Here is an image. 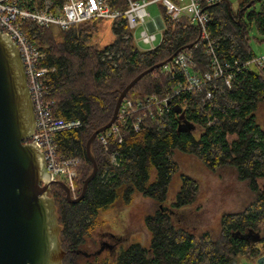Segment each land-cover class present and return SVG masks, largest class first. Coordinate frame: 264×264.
Returning <instances> with one entry per match:
<instances>
[{"label": "trees", "instance_id": "1", "mask_svg": "<svg viewBox=\"0 0 264 264\" xmlns=\"http://www.w3.org/2000/svg\"><path fill=\"white\" fill-rule=\"evenodd\" d=\"M226 1H200L210 17V35L218 39L217 51L222 60H249L254 56L249 46V28L253 26L264 35V0H239L235 12ZM107 2L113 10L128 7V0ZM161 11V41L147 50L136 45L122 16L112 19L113 39L102 48L91 43L99 19L58 31L31 20L21 22L22 31L44 53L38 65L52 69L41 77L52 115L64 120L78 119L81 123L54 135L61 157L79 159L76 197L92 169L86 141L109 121L121 89L137 74L167 60L179 49L193 55L201 72L209 68V58L194 46L199 38L198 27L183 14L172 19L163 6ZM173 72L174 80L168 72L155 68L132 86L126 98L162 96L181 79L177 69ZM217 86L205 101L201 92L185 95L183 120L174 109L181 104L176 98L168 111L145 119L140 130H123L121 143L110 140L104 146L96 136L91 152L97 171L78 202H69L61 185H51L49 195L55 203L59 240L65 251L63 264H236L238 257L257 260L264 254V186L259 183L264 180V128L255 115L264 102V65L257 71L236 72L229 87L222 81ZM181 122L191 123L199 136L180 129ZM175 149L194 155L212 171L224 166L234 168L236 178L246 182L254 194L244 208L222 213L217 236L209 231L190 232L175 223L161 206L167 198L170 179L178 169L173 159ZM152 169L155 177L148 182ZM198 188L194 178L181 176L173 205L179 208L193 203ZM135 190L154 202V209L143 219L150 233L149 245L132 243L118 248L111 258L102 251L86 252L85 243L92 236L99 212L114 204L120 192L128 198ZM246 232L254 233L255 238Z\"/></svg>", "mask_w": 264, "mask_h": 264}, {"label": "built area", "instance_id": "2", "mask_svg": "<svg viewBox=\"0 0 264 264\" xmlns=\"http://www.w3.org/2000/svg\"><path fill=\"white\" fill-rule=\"evenodd\" d=\"M200 1L128 0L127 9L118 11L111 9L107 0H0V33L9 35L18 47L33 104L35 129L29 141L42 152L50 179L62 180L71 197H76V165L79 159L61 157L56 151L54 135L62 130L76 128L81 123L78 119L64 120L52 115L51 103L45 98L41 81V77L52 69L38 65L44 53L33 45L22 31V20H31L40 26L65 30L73 24L88 20L114 19L122 16L130 32L140 25L143 26L139 40L152 48L156 40V28L160 29L157 20L154 18L150 21L152 28L147 22H142L144 17L149 16L147 7L151 4L159 3L172 19L183 14L198 27L199 38L194 46L200 47L209 58V68L201 72L190 52L186 49L177 52L160 68L168 72L173 80L175 79L173 69H177L181 79L171 85L162 96L151 95L137 100L125 96L119 105L114 122L97 134L100 143L106 146L110 140L121 143L123 130L138 131L145 119L156 118L168 111L173 99L181 100L178 106L183 110L185 95L191 91L203 93L202 101H205L211 98L219 81L229 87L236 72L250 69L251 65L257 67L264 65V55H254L242 62L222 60L217 51L218 39L210 35V17L201 7ZM216 1L219 0H206L207 3ZM40 3L43 6H40Z\"/></svg>", "mask_w": 264, "mask_h": 264}, {"label": "water", "instance_id": "3", "mask_svg": "<svg viewBox=\"0 0 264 264\" xmlns=\"http://www.w3.org/2000/svg\"><path fill=\"white\" fill-rule=\"evenodd\" d=\"M181 50L143 70L119 91L111 118L86 141L92 169L83 180L80 194L71 197L63 181L50 179L42 152L29 141L35 117L24 67L16 44L9 35L0 33V264H63L65 251L59 240L55 203L49 195L51 185H61L71 203L83 197L97 171L92 141L114 122L119 105L132 86ZM174 109L183 120L184 111L178 105ZM257 263L264 264V254Z\"/></svg>", "mask_w": 264, "mask_h": 264}, {"label": "rangeland", "instance_id": "4", "mask_svg": "<svg viewBox=\"0 0 264 264\" xmlns=\"http://www.w3.org/2000/svg\"><path fill=\"white\" fill-rule=\"evenodd\" d=\"M235 12L238 9L239 0H227ZM258 8V4L255 5ZM148 17H144L142 22L146 23L155 18L161 17V7L159 3L151 4L147 7ZM112 19H99L96 21V31L91 43L102 48L113 39L111 31ZM142 25L132 30L133 40L142 49H150V45L139 40ZM58 31L57 28H53ZM156 40L152 46H156L161 41V30L156 28ZM249 46L255 56L264 55V35H260L253 26L249 28ZM250 69L257 71L258 67L251 65ZM256 120L264 128V102L261 103L256 112ZM180 129L189 130L194 137L199 136V131L191 123L181 122ZM173 159L177 163L178 169L172 175L167 198L161 203L164 211L169 213L174 222L184 226L190 232L199 234L202 231H209L217 236L219 230V220L223 212L237 211L250 202L254 196L248 188L247 183L236 178L235 170L232 167L224 166L217 170L207 169L194 155L175 149ZM187 175L194 178L198 185V192L193 203L176 208L173 203L180 188L181 176ZM155 177V171H150L148 182ZM264 186V180H259ZM154 209V202L140 191H133L128 198L120 192L117 201L110 207L99 212L97 224L92 231V236L88 237L84 250L86 252L102 251V254L111 258L118 248L126 247L132 243H140L148 246L150 233L144 224L145 214ZM247 236L254 237L252 232H246ZM103 243L112 246V250ZM103 245V246H102ZM236 264H258L257 260H249L242 257L237 258Z\"/></svg>", "mask_w": 264, "mask_h": 264}, {"label": "crops", "instance_id": "5", "mask_svg": "<svg viewBox=\"0 0 264 264\" xmlns=\"http://www.w3.org/2000/svg\"><path fill=\"white\" fill-rule=\"evenodd\" d=\"M160 7H161V5H160ZM155 19L157 20L158 27H159L160 30H161L162 27H160V25L162 24V18L158 15V16H155ZM147 24L150 25V28H152L150 21H148ZM156 38H157V37H156ZM153 47H155V46H153ZM148 49H149V48H148ZM150 49H152L151 46H150Z\"/></svg>", "mask_w": 264, "mask_h": 264}, {"label": "flooded vegetation", "instance_id": "6", "mask_svg": "<svg viewBox=\"0 0 264 264\" xmlns=\"http://www.w3.org/2000/svg\"><path fill=\"white\" fill-rule=\"evenodd\" d=\"M103 245H106L107 247H109V246H108V243H103ZM103 245H102V246H103ZM109 248H110V250H112V249H111L112 246H110Z\"/></svg>", "mask_w": 264, "mask_h": 264}]
</instances>
